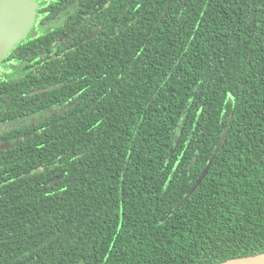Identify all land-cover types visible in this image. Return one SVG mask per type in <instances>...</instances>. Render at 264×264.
Here are the masks:
<instances>
[{
  "label": "trees",
  "instance_id": "trees-1",
  "mask_svg": "<svg viewBox=\"0 0 264 264\" xmlns=\"http://www.w3.org/2000/svg\"><path fill=\"white\" fill-rule=\"evenodd\" d=\"M168 1L124 0L109 49L44 60L73 106L0 148V264L264 252V0Z\"/></svg>",
  "mask_w": 264,
  "mask_h": 264
},
{
  "label": "flooded vegetation",
  "instance_id": "flooded-vegetation-1",
  "mask_svg": "<svg viewBox=\"0 0 264 264\" xmlns=\"http://www.w3.org/2000/svg\"><path fill=\"white\" fill-rule=\"evenodd\" d=\"M36 1L38 7L33 28L0 62L1 149L13 146L28 133H35L40 118L61 114L73 106L67 100L56 104V96L55 99L50 97L48 90L55 87L56 82L45 81L44 60L62 61L68 53L84 51L85 40L95 41L93 46L97 50L100 44L109 49L108 38L124 34V0ZM86 32L87 36L81 40ZM122 46L120 43L118 48ZM12 89H15V97ZM72 99L75 100L74 96Z\"/></svg>",
  "mask_w": 264,
  "mask_h": 264
},
{
  "label": "water",
  "instance_id": "water-1",
  "mask_svg": "<svg viewBox=\"0 0 264 264\" xmlns=\"http://www.w3.org/2000/svg\"><path fill=\"white\" fill-rule=\"evenodd\" d=\"M173 0H169L167 7ZM101 2V0H99ZM38 3L36 0H0V62L4 56L12 50V48L23 40L28 32L33 28L37 16ZM164 15L162 16L163 19ZM227 129L223 132L220 141L218 142L214 154L210 158L207 165L203 168L198 180L193 185L191 191L185 195L182 201L176 205L171 211L175 212L180 208L181 204L199 187L202 181L207 176L216 154L219 152L223 141L226 138ZM179 134L176 136L178 142ZM173 151V149H172ZM193 163L190 165L192 166ZM216 264H264V252L240 256L227 259Z\"/></svg>",
  "mask_w": 264,
  "mask_h": 264
}]
</instances>
